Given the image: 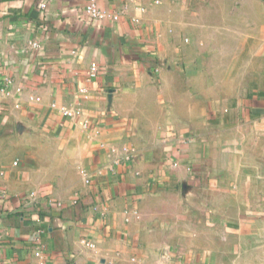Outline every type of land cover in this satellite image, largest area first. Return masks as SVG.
I'll return each instance as SVG.
<instances>
[{
	"label": "crops",
	"instance_id": "crops-1",
	"mask_svg": "<svg viewBox=\"0 0 264 264\" xmlns=\"http://www.w3.org/2000/svg\"><path fill=\"white\" fill-rule=\"evenodd\" d=\"M87 1L0 0V264H264V87L178 119L200 0Z\"/></svg>",
	"mask_w": 264,
	"mask_h": 264
},
{
	"label": "rangeland",
	"instance_id": "rangeland-1",
	"mask_svg": "<svg viewBox=\"0 0 264 264\" xmlns=\"http://www.w3.org/2000/svg\"><path fill=\"white\" fill-rule=\"evenodd\" d=\"M192 10L185 22H208L210 38L214 36L209 52L218 48L222 52L203 59L208 74H201L198 68L187 73L180 62L176 63L179 71L169 95L178 119L184 118L189 108L200 110L204 104H208L212 121H216L217 111L240 115L220 104L222 100L228 104L239 97L249 98L253 87L257 92L264 87V0H200V4H192ZM211 133L214 138L210 141L214 142L216 132Z\"/></svg>",
	"mask_w": 264,
	"mask_h": 264
},
{
	"label": "built area",
	"instance_id": "built-area-1",
	"mask_svg": "<svg viewBox=\"0 0 264 264\" xmlns=\"http://www.w3.org/2000/svg\"><path fill=\"white\" fill-rule=\"evenodd\" d=\"M46 6V3H42L41 4V7H45ZM84 12L93 17V18H101L104 16V13L102 12V10H100L97 6V3H96V0H88L85 7H84ZM90 76H95L94 73L90 74ZM38 239V235L33 237V240H37ZM40 251L41 250H38L36 252V255H39L40 254Z\"/></svg>",
	"mask_w": 264,
	"mask_h": 264
}]
</instances>
